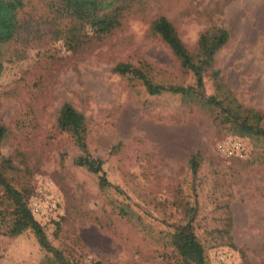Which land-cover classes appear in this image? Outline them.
Here are the masks:
<instances>
[{
    "label": "rangeland",
    "instance_id": "rangeland-1",
    "mask_svg": "<svg viewBox=\"0 0 264 264\" xmlns=\"http://www.w3.org/2000/svg\"><path fill=\"white\" fill-rule=\"evenodd\" d=\"M141 4L120 30L75 49L79 39L56 40L44 23L46 0H26L21 12L0 0V39L17 34L0 46V125L8 131L0 157L17 168L16 184L32 188L29 207L51 245L81 264H173L159 233L183 219L170 207L174 201L196 207L209 264H264V141L217 127L213 107L196 96H150L139 81L112 71L120 62L144 61L166 78L181 77L169 49L149 31L156 16L174 25L189 50L205 29L222 27L229 41L216 55L219 80L204 79L205 95L264 115V0ZM27 21L29 29L20 31ZM76 23L81 33L89 30ZM66 103L84 115L87 151L103 160L119 191H100L97 176L73 164L81 152L57 128ZM224 142L244 150L230 155L218 148ZM196 152L193 176L189 158ZM116 205L128 206L132 221ZM227 206L236 248L215 233ZM45 256L31 232L0 236V264H40Z\"/></svg>",
    "mask_w": 264,
    "mask_h": 264
},
{
    "label": "trees",
    "instance_id": "trees-1",
    "mask_svg": "<svg viewBox=\"0 0 264 264\" xmlns=\"http://www.w3.org/2000/svg\"><path fill=\"white\" fill-rule=\"evenodd\" d=\"M2 1L7 10L13 12H21L26 5V0ZM141 5V0H46L48 16L44 23L53 28L56 40L79 39L75 45L77 49L92 39L102 40L120 30L125 20ZM76 21L83 23L89 30L81 33ZM27 29L29 21L19 28L20 31ZM149 31L169 49L178 64L181 77L166 78L165 72L144 61L138 65L117 63L112 69L113 73L139 81L150 96L163 94L196 96L213 107V122L217 127H222L237 137L264 141V115L260 111L245 107L236 100L230 106H226L216 96L205 95L204 79L209 77L215 82L219 80L220 73L215 69V59L217 53L229 41L226 29L214 26L205 29L199 35L193 50L185 46L176 28L165 16L154 17L149 23ZM13 34L6 39H0V46L6 45L17 36ZM186 76L191 78L190 83L183 82ZM57 128L60 132L68 134L81 152L74 158L73 164L96 175L100 191L109 189L119 191L118 187L108 180L103 170V160L93 157L87 151V124L84 115L66 103L59 110ZM7 132V128L0 125V151ZM199 158L197 152L189 158L190 172L193 176L198 173ZM16 170L10 159L0 157V236L15 238L25 232H31L39 247L46 253L40 264H81L76 257L64 254L51 245L43 226L35 219L29 207L32 188L27 182L16 184L17 176L14 175ZM182 204L174 201L170 203V207L181 214L183 219L175 223L171 231L159 233L164 248L171 252L166 258L173 261V264H209L206 247L196 234V207L188 203ZM115 209L119 216L128 220L134 216L126 205H116ZM223 215V228L217 229L215 233L229 247L236 248L232 236L233 216L228 206ZM91 264L103 263L92 261Z\"/></svg>",
    "mask_w": 264,
    "mask_h": 264
},
{
    "label": "built area",
    "instance_id": "built-area-1",
    "mask_svg": "<svg viewBox=\"0 0 264 264\" xmlns=\"http://www.w3.org/2000/svg\"><path fill=\"white\" fill-rule=\"evenodd\" d=\"M218 148L223 152L229 153L230 155L234 153H242L244 150L241 143L231 144L230 142L221 143L218 145Z\"/></svg>",
    "mask_w": 264,
    "mask_h": 264
}]
</instances>
